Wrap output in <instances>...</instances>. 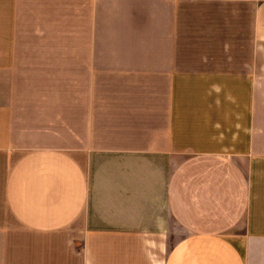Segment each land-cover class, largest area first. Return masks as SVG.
Instances as JSON below:
<instances>
[{
    "label": "crops",
    "instance_id": "crops-1",
    "mask_svg": "<svg viewBox=\"0 0 264 264\" xmlns=\"http://www.w3.org/2000/svg\"><path fill=\"white\" fill-rule=\"evenodd\" d=\"M0 264H264V0H0Z\"/></svg>",
    "mask_w": 264,
    "mask_h": 264
}]
</instances>
